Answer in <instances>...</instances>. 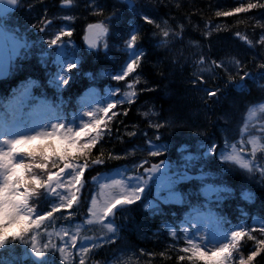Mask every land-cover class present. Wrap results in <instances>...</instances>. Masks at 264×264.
Segmentation results:
<instances>
[{"label":"trees","instance_id":"1","mask_svg":"<svg viewBox=\"0 0 264 264\" xmlns=\"http://www.w3.org/2000/svg\"><path fill=\"white\" fill-rule=\"evenodd\" d=\"M127 1L130 5L125 0H72L68 9H61V0H18L19 6L10 9L0 20V26L11 35L8 41L11 48L9 75L0 81V127L4 124V105L26 87L38 101H45L57 109L66 122L71 121L80 104H84L83 98L89 87L114 88L121 84L111 79V75L120 70L126 59V53L121 51L124 44L120 36L133 27L139 28L138 45L145 55L138 69L137 98L131 105L121 103L112 110L117 112L119 119L112 117L110 121L114 125L111 139L105 137L92 150L93 158L104 153V163L92 165L86 170L88 186L82 190L85 200L78 206L74 205V211L69 210L72 211L70 220L67 213L64 216L55 213L51 228L72 230L74 225H78L80 230L87 228L83 223L93 177L124 169L134 175V160L139 163L148 159L150 163L145 167H150L151 162L163 160L169 166L170 175L179 172L185 177L174 186V191L180 197L179 202L158 199L154 196V182L149 181L150 190L146 189L142 200L144 204L151 201L156 207L146 211L138 201L128 211L118 214L114 223L119 231L113 242L92 248L86 264H108L119 256L133 257L134 264H189L187 260L178 259L179 255H184L178 251L184 246L183 235L174 238L169 232L179 231L185 219L194 216L197 210L222 218V229L237 226L251 228L264 223V185L246 177L237 167L222 166L217 159L212 161L210 157L215 153L205 155L210 142L215 141L219 147H223L226 138H238L247 108L264 102V79L247 80L245 91L241 92L233 86L235 81L229 80L228 72L217 69L215 74L210 72L201 76L205 83H193L194 70L201 55L209 63L233 59L241 61L246 70L253 74L260 71L257 65L264 62V46L258 41L261 33H264V9L217 17L218 10H230L247 0ZM113 13L118 14V19L114 20L113 25H107V19ZM141 14H148L161 25L166 22L167 27L179 35L171 39L167 46H158L160 37L153 35L156 29L146 24L140 18ZM62 16L71 19L60 20ZM45 17L51 21L47 35L39 31V21ZM94 22L106 24L109 34L101 38L98 48L86 50L82 44L83 30L86 24ZM32 25L37 27L33 28ZM62 26L72 31L70 38L62 39L73 43L75 50L72 55L77 67L69 73V83L61 84L58 90H54L48 85L47 69L38 64V56L43 57V52L48 51V30H57ZM237 32L247 36L252 43L246 44L237 36ZM13 41L23 46L14 47V44L11 45ZM229 68L234 75L235 69L231 65ZM135 79L136 73H133L126 81L133 83ZM236 81H239V77H236ZM145 88L151 90L144 91ZM204 88H219L221 92L218 98H209ZM209 99L213 101L210 104L205 102ZM125 110L127 116L122 114ZM149 110L156 115H144ZM156 122L163 127L157 130L154 126ZM150 123L152 127H149ZM133 125L136 127L132 128ZM128 130L140 134L129 137ZM157 135L161 137L159 140L156 139ZM149 140L164 146L160 156L152 158L147 153L136 151L148 147ZM41 143L37 141L24 145L21 150L34 149ZM109 154L119 155L121 159H108ZM190 156L194 158L191 161L186 159ZM139 171L143 173L142 168ZM207 185L222 190L219 194L214 192L210 201L201 193ZM244 193L246 198L243 200L241 195ZM39 207L44 211L48 207L46 200L41 199ZM165 226H168L167 230ZM252 234L257 239L264 238L259 231ZM254 248V241L241 238L233 254L234 264H238L241 257L246 259ZM22 254L23 245L14 242L10 248L0 249V264L5 261L8 264H35ZM56 263L53 256L49 263L44 264ZM252 264H264V252L257 255Z\"/></svg>","mask_w":264,"mask_h":264},{"label":"snow or ice","instance_id":"2","mask_svg":"<svg viewBox=\"0 0 264 264\" xmlns=\"http://www.w3.org/2000/svg\"><path fill=\"white\" fill-rule=\"evenodd\" d=\"M65 6L72 3V0H61ZM0 20L3 19L10 9L19 6L18 0H0ZM100 7L99 4L96 5ZM254 9H264L262 0H247L241 2L238 7L230 10H218L217 17H230L236 14L248 13ZM135 11V8H133ZM141 19L148 25H153L156 32L154 36H159L158 46H167L171 39H175L179 33L172 32L165 22L164 25L157 23L148 14H141ZM65 20L71 17L65 16ZM118 14L113 13L112 17L107 19V25H113ZM39 31L47 35V28L51 27V21H39ZM36 28V25H32ZM88 32L91 33V39L88 40V47H99L101 38L109 34V28L106 24H89ZM181 31L183 28L181 26ZM139 28L133 27L132 30L120 36L123 40L124 47L121 51L126 53V59L120 66L118 72L111 75V79L116 82L125 81L126 88H113L111 95L115 99H108L104 106L89 107L85 106L82 112L80 122L77 124V118L71 121H65L57 109L52 108L45 101H38L36 97L31 95L29 88H25L15 96L7 105H4L5 113L3 131L0 132V249H8L14 246V242H19L31 252L35 258V264H43V259L47 253L59 252L61 259L67 246L70 244L75 247L80 236L79 226L75 235L71 233H63L68 239L64 241V247L53 245L49 242L37 243L34 232L45 222L51 223L55 219V213H60L70 220L74 205H79L85 200L83 189L88 186V180L85 175L87 169L92 165H101L104 163V153L99 156H92V150L98 144H101L105 137L111 139L113 124L110 123L112 117L119 119L117 112L112 111L118 107V104H133L137 98L136 86L139 84L140 75L138 69L142 66L144 51L138 45ZM119 35V34H118ZM72 36L71 29H60L58 34H53L48 40L47 45L56 52L57 64L61 71L58 73L59 83H69V73L77 67L74 63H67L66 67L60 65V57L63 50L68 48L70 41L62 39ZM237 36L246 44L252 41L247 36H241L237 32ZM87 38V37H86ZM259 44L264 46V33L259 37ZM14 47H20L13 41ZM55 46V47H54ZM107 47V44H105ZM231 65L235 69L232 74ZM198 71L194 74L193 83L203 84L206 81L201 79V74L212 72L215 74L217 69H224L228 72L229 80L235 81L233 86L241 91H245L247 80L256 81L264 79V62H260L257 67L260 69L258 73H251L246 70V66L239 60H231L228 64L223 61L208 62L204 56H200L197 61ZM136 73V79L133 83H127L126 78ZM239 77V81H236ZM264 87V85H262ZM151 89L145 88L144 91ZM123 92V100L117 95V92ZM205 95L209 98L219 96L221 89H203ZM212 103L211 99L205 101ZM92 103H96L93 101ZM111 112V115L109 113ZM257 113L260 118L264 119V103L258 108H250L247 117L243 120V127L239 128L240 139L237 141L235 137L231 140L225 139L223 147H219L215 141L207 146L205 155L215 153L210 159L215 161L217 157L221 161V165L229 167H238L248 174L259 172L264 178V124L259 126V133L249 131L250 120L255 118ZM127 116L125 110L122 113ZM144 115L152 117L156 113L149 110ZM86 118V119H84ZM123 123V122H122ZM103 126V127H102ZM153 124H149L152 127ZM155 128L159 130L163 125L156 122ZM169 126L171 124L169 123ZM127 127V126H126ZM136 126L133 125L132 128ZM107 129V131H105ZM119 133V129H117ZM139 132L128 130L129 137L139 136ZM161 137L156 136L159 140ZM36 141L42 143L34 149L26 151L21 150V146L30 145ZM148 147L136 149L147 153L149 157L155 158L162 154L163 145L148 141ZM249 145L251 151H247ZM259 153L260 155H257ZM125 154L127 151L125 150ZM108 159H121L119 155L109 154ZM191 161L193 157H187ZM148 159L141 160L139 163L133 161L135 165L132 171L134 175H128V169L120 172V179H111L109 183H101L100 177L92 178L93 188L99 185V193L95 191L89 192V201L86 203L87 217L85 223L91 226V229L98 230L102 235L95 239L84 236L87 243H80V261L79 264H86V260L90 258L91 248H96L100 244L113 242V238L119 231V227L115 225V217L126 212L136 202H141L146 211H150L156 207L151 201L147 204L143 203L142 196L146 189H149V181H153L157 188V198L159 199L161 192H166L164 202L175 200L179 202L180 197L174 191V186L179 179H184V175L179 172L169 174V166L165 161L159 163L151 162L150 167ZM143 169V173L139 169ZM150 190V189H149ZM222 190L207 185L204 188L205 195L212 192L219 194ZM46 200L48 207L41 211L39 201ZM224 223L222 218L216 217L215 214L200 213L198 210L191 218H186L184 223L180 225L179 231H170L169 234L174 238L183 235L184 246L179 248L178 259L180 261L187 260L189 264H234V253L236 252L241 238L247 237L248 240L254 241L255 248L245 258L241 257L238 264H252L254 258L264 252V238L257 239L252 233L259 231L264 237V223L258 227L244 228L237 226L236 228L222 229ZM168 226H165L167 230ZM13 242V243H10ZM163 255V253H162ZM2 264H8L7 261ZM117 264H134L132 258L119 259Z\"/></svg>","mask_w":264,"mask_h":264},{"label":"rangeland","instance_id":"3","mask_svg":"<svg viewBox=\"0 0 264 264\" xmlns=\"http://www.w3.org/2000/svg\"><path fill=\"white\" fill-rule=\"evenodd\" d=\"M125 2L127 3V5H130L129 1L125 0ZM2 7H6V5L2 6ZM0 15H3V14L0 13ZM53 31L54 30H52L50 32L51 36L53 34H58V32H59V30H57V33L56 32L52 33ZM11 45H13V42H11ZM48 50L49 51H47V54H45L46 56L43 55L45 57H40V55L38 56L39 57V63L38 64H40L41 67H45L47 69L46 73L48 75V81H49L48 85L51 86L54 90H58L59 87L61 86V84L59 83V78H58V73H60L61 68L57 64L56 52H58L60 50L56 49V51H54L53 48H48ZM71 51H72V47L69 48V46H68V48L63 50V54L60 57V65L61 66L66 67L67 63H74L75 64V59L72 58L73 55H71V53H70ZM49 56H51V57L49 58ZM222 61L225 64H228V62L231 61V60L223 59ZM197 71H198V66L195 68L194 74L197 73ZM209 73L210 72L203 73V74H201V76L202 75H208ZM117 87L126 88V83L124 81H121V84L116 85V87H114V88H117ZM112 89H113V87L112 88H102V89H96L95 87L89 88L86 91V97L83 98L84 104H82V105L80 104V106L78 107V109L76 111L75 118H77V119H76L75 122L77 124L80 122L79 118L81 117L82 112L85 110V106H89V107H93V108L101 107V106H104L105 101H107L108 99H110V98L111 99H115L116 97L111 95V90ZM117 95L120 96L121 100H123V92L122 91L121 92H117ZM93 101H95L96 103H92ZM261 103H264V102L255 103V104H253V105H251V106H249L247 108V110L245 111V113H244V115L242 117L240 128L243 127V120H244L245 117H247L248 110L250 108H258ZM84 119H86V118H84ZM72 120H73V118H72ZM261 124H264V119H261L260 118V114L257 113L256 117L250 120L249 131H255L256 133H259V130H260L259 126ZM2 131H3V127H0V132H2ZM2 138L3 137L0 136V139H2ZM239 139H240V136L238 135V138L236 140L238 141ZM23 147H24V145L21 146V149ZM206 150H207V148H206ZM206 150H205V152H206ZM247 151H249V152L251 151V146L250 145H249ZM257 155H260V154L257 153ZM217 159L219 160L218 157H217ZM237 169H239V168L237 167ZM239 170L241 172H243V174L246 177L255 179L259 183V185H264V178H262L260 176L259 172H255L254 174H248V173H246L245 171H243L241 169H239ZM112 173L117 175V177L120 179V172L119 171L112 172ZM127 174L131 175L130 173H127ZM109 176H110V174L107 175V176L100 175L98 177H100L101 183H107V179H108ZM153 186L155 187L154 196H157V188H156L155 183L153 184ZM204 188L201 190V193H202L203 197L205 199L209 200V201L212 200V194L214 192H212V193H210L208 195H205ZM92 191H95L96 193H99V191H100L99 185H96L94 188L92 187ZM162 193H164V194L160 195L159 198L164 201V197L167 196V193L166 192H162ZM245 198H246V194L244 193V194L241 195V199L244 200ZM170 201H175V200H170ZM88 202H90V201L88 200ZM148 202H146L145 204H147ZM86 217H87V208H86V216H85V218ZM84 221H85V219H84ZM44 224H45L44 226L41 225L38 228V230L33 233V235L36 236V240H37L38 244L41 243V241H43L44 243H47V242H49V240H51V243L53 245H60L61 247H64L65 246L64 245V241L68 239V236L67 235H62V234L67 232V233H71V234L75 235L77 233V230H78V225L77 226L74 225L73 229L71 230L70 228H65V227L64 228L63 227L62 228L61 227H56L55 229H53V228H51V223L49 224L48 221H45ZM83 225H85L87 228H84L85 230L84 229L80 230V228H79L80 236L78 238L77 245L75 247H73V246H71L69 244L67 246V248H66V251H65L63 259H61L60 253L58 251L55 252V253H47L45 258L43 259V264L44 263H49L53 259V256H55V258L57 260L56 264H79L80 255H81L80 249H79V244L80 243H87L84 240V236H87V237H89L91 239H95L98 236L102 235V233H100L98 230H96V231L92 230L91 226L87 225L85 222H84ZM88 246H89L90 249H92L90 243H88ZM22 256L26 257L31 262L35 263V258L33 257L31 252L26 249V247L24 245H23V254H22ZM128 258L129 257L119 256L113 262H109L108 264H117V261L119 259H128ZM130 258H132V260L135 261V259L133 257H130Z\"/></svg>","mask_w":264,"mask_h":264},{"label":"water","instance_id":"4","mask_svg":"<svg viewBox=\"0 0 264 264\" xmlns=\"http://www.w3.org/2000/svg\"><path fill=\"white\" fill-rule=\"evenodd\" d=\"M68 6L69 5L65 6L61 4V7H68ZM96 24L97 23H94L93 25H96ZM87 30H88V25L85 27L83 43L85 47L89 49L88 40L91 39V33L88 32ZM6 36L7 34L0 27V80L6 79L9 73V51H8L6 40H5Z\"/></svg>","mask_w":264,"mask_h":264},{"label":"bare ground","instance_id":"5","mask_svg":"<svg viewBox=\"0 0 264 264\" xmlns=\"http://www.w3.org/2000/svg\"><path fill=\"white\" fill-rule=\"evenodd\" d=\"M113 178H115V179H119V178L117 177V175H115V174H111V175L108 177V179H107V183H109V182L111 181V179H113Z\"/></svg>","mask_w":264,"mask_h":264}]
</instances>
